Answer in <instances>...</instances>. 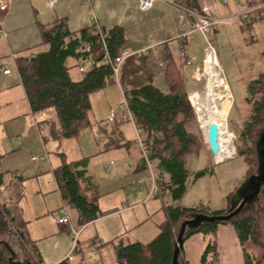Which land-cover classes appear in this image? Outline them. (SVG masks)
Segmentation results:
<instances>
[{
    "label": "crops",
    "instance_id": "obj_1",
    "mask_svg": "<svg viewBox=\"0 0 264 264\" xmlns=\"http://www.w3.org/2000/svg\"><path fill=\"white\" fill-rule=\"evenodd\" d=\"M3 1L7 11L0 12V206L8 222L16 227V232L20 225H26V239L36 246L44 264L45 261L60 264L70 252L67 248L57 259L48 261L47 258L54 251L47 254L39 250L34 227L48 215L56 216L55 224L66 233L65 236L71 231H80L85 240L79 243L78 251L69 260L70 264H85V248H91L95 243L99 245L93 252L112 245L115 263L118 264L115 248L119 244L143 243L145 236L151 242L158 235L159 226L166 220L164 204L180 206V200L173 201L169 191L163 195L157 193V197L150 194L151 172L137 141L138 130L141 137L144 132L129 109L127 94L148 85L164 93L169 92L162 57L165 52L171 51L180 58L179 47L183 45L191 61L189 42L198 33L193 31V19L180 8L162 0H158L148 11L141 10L134 0H58L55 6L49 0ZM219 1L178 2L196 9L213 5L216 12V8L219 11ZM240 1L241 8L249 5L247 0ZM230 5L232 9L229 15L240 10L234 2ZM94 20L106 30L123 31L126 40L122 52H128L130 56L115 75V83L91 95L90 126L75 138L63 139L62 126L54 109L40 113L32 111L18 63L22 58H33L40 52L48 51L49 45L44 42L45 31L52 30L60 23L72 34L91 31ZM78 64L75 59L67 61L71 77L76 81L81 77ZM4 70L11 72L6 75ZM112 110L115 111L114 122L108 120ZM63 162L82 164L84 178L81 184L88 188L84 195L98 207L96 219L84 225H81L80 214L75 207L71 208L69 223L58 224V212L67 203L56 177V171ZM111 162H115V165L107 170ZM151 164L155 166L152 161ZM152 167L158 187V178L154 176ZM147 171L150 181L146 176ZM150 201L153 204L147 206ZM203 208L208 213L222 211L216 206ZM135 210L138 211L128 215ZM142 210L147 219L141 223ZM111 219L118 221V226L123 229L130 228L136 235L131 236L129 231L124 230L112 239L105 237L103 240L99 237L98 225L107 221V227L111 228L114 223L110 222ZM124 234L129 238L125 239ZM99 238L102 243L97 241ZM213 241L219 254L218 264H246L237 231L232 225H219L214 236L196 234L186 238L181 260L187 264H201L207 244ZM78 260L81 262L77 263Z\"/></svg>",
    "mask_w": 264,
    "mask_h": 264
},
{
    "label": "trees",
    "instance_id": "obj_2",
    "mask_svg": "<svg viewBox=\"0 0 264 264\" xmlns=\"http://www.w3.org/2000/svg\"><path fill=\"white\" fill-rule=\"evenodd\" d=\"M256 2L257 0H253L248 3L250 5ZM263 18L264 15L251 18L252 21L254 20L252 23ZM101 28V33L93 27L91 31L72 34L64 24L60 23L52 30L44 32V42L49 45L48 51L40 52L33 58L19 60L18 71L32 111L40 113L54 109L62 126L63 139L75 138L83 129L90 126L91 95L115 83L114 69L110 64L105 63V59L107 55L112 60L120 56L126 38L123 31L106 30L103 26ZM86 45L91 47L89 53L78 51ZM87 58L93 61V65L85 72H79L81 77L78 81L73 80L67 66L68 59H75L79 63L77 66L79 68L82 61ZM187 58L181 56L177 58L171 51L164 53L162 61L168 93L148 85L127 94L129 109L138 127L144 132L143 141L148 147L149 160L155 163L158 175L157 193L163 195L169 191L173 201L181 200L186 192L188 178L186 159L191 154H198L202 150L198 135L189 132L186 127V124L196 118L190 102L191 95L187 93L186 77L183 71L187 65ZM247 92L245 104H253V114L245 131L241 134V143H245L244 145L249 143L247 133L263 121L264 72L248 83ZM256 142L254 149L257 163L255 161L253 163L248 154L243 151L242 144L238 143L236 146L237 156L243 158L248 166L249 177L254 175L251 173L255 166L258 170ZM81 166L82 164L79 165L78 162H63L56 171V177L63 199L77 209L80 214V223L84 225L96 219L98 207L91 204L84 195L88 188L81 184L84 178ZM211 174H213V168L196 173L195 179ZM164 210L166 220L159 226V233L155 239L148 243L133 242L126 246L119 244L115 248L118 264H172L176 238L185 220L197 214L222 215V212L208 213L203 209L185 208L173 204H164ZM219 225H232L236 229L246 264L264 263V243L260 258L246 247L248 240L257 233L256 220L251 214L247 216L240 214L228 222L202 223L197 230H188L185 239L196 234L214 236ZM13 228L0 206V264L16 262L44 264L36 246L26 239V225H20L17 232L13 231L16 227ZM6 238L11 243L5 240ZM30 253L34 254L35 258ZM21 254L22 257L24 255L23 262L19 260ZM218 263H220L219 254L216 243L213 241L207 244L201 264ZM60 264H70V261L66 259ZM179 264L187 263L179 257Z\"/></svg>",
    "mask_w": 264,
    "mask_h": 264
},
{
    "label": "rangeland",
    "instance_id": "obj_3",
    "mask_svg": "<svg viewBox=\"0 0 264 264\" xmlns=\"http://www.w3.org/2000/svg\"><path fill=\"white\" fill-rule=\"evenodd\" d=\"M232 2H234V0H229V5ZM229 5L220 0L217 5L219 11L216 8L217 16L221 18L230 16L229 14L232 8L230 9ZM234 5L237 8H240V10L243 9V7L241 8V6L235 3ZM251 21L252 20L249 19L247 22L242 21L237 24H222L219 25L216 30H211L209 33L208 41L215 49L216 58L219 64V66H216V70L222 79L225 80L223 87L228 88L231 93V96L229 93L227 99L222 100V102L218 101V103L220 110L226 119L225 129L228 130V133L230 134L232 150L230 156L217 160L210 151L207 139L205 138L204 122H201L200 113L197 114V107H193L190 98L196 118L186 124V127L189 132L198 135L199 144L202 147V150L198 154H191L186 160V167L188 170L186 192L183 198L178 202V205L182 207H197L198 209L204 210L206 208H203V206H216V209L222 210V214H227L234 195L249 177V174H247L248 166L243 158L237 156L236 146L238 143L242 144L241 134L245 131L246 125L253 114V104H245L248 95V83L257 79L259 75L264 72V18L254 23H251ZM207 46V42L199 32L195 33L192 42H189V56L192 65H185L183 71L186 77L187 93L191 95L190 97L193 98L194 102L195 100L199 101V96L206 91V84L209 79L208 76L206 78L203 77L199 82L195 78L196 72L202 71L205 67ZM73 73L76 75L75 71H73ZM78 74L80 75V73ZM163 88L166 89L167 87L163 86ZM195 95L197 98L194 97ZM222 97L224 98V96ZM258 98L260 99V97ZM263 129L264 117L260 125L254 126L253 129L247 133L249 135V143L247 142V145H244L245 143L242 144L243 151L248 154V157L252 159L253 163H257L254 143L258 140V134ZM143 138L144 137H142V139ZM215 160L216 163H214ZM152 168L154 176L157 178V171L154 164ZM210 168H214L213 175H207L199 180L195 179L196 173ZM252 171L251 174H256L257 166H255ZM146 176L148 181H150L148 171ZM230 193H232L231 199L230 197L227 198ZM152 196L157 197V193L152 194ZM152 204L153 201H150L147 206H151ZM72 207L74 206L68 203L63 207L66 208L70 219ZM131 210L132 209H130V211ZM137 211L138 210L132 211L128 213V215L134 214ZM250 214L253 215L256 220L257 233L253 238L248 240L246 247L257 258H260L263 254L262 246L264 243V192L261 193L259 200L251 209L247 208L241 213L243 216ZM140 215L142 216V220H140L142 223L147 219V216L143 213V210ZM54 219H56V216L48 215L43 217L34 227L36 232L35 237L39 239L37 241L39 250L42 252L46 251L47 254H51V251H54V253L47 258L48 261L57 259V257L66 252L67 248L70 250V252L68 250V257L73 248V242L75 239L72 231L69 235L65 236L66 233L57 227ZM114 220L115 219H111L110 222ZM107 225H109L107 221L98 225V234L103 240L105 237H110L109 239H112L124 230L125 232L129 231L131 234H128L131 236L136 235L130 230V228L127 227L123 229V227L118 226V221H114L111 228H108ZM91 229L92 228H90V230ZM123 237L125 239L127 237L129 238L127 234H124ZM100 238L97 241L102 243ZM145 239L146 240L142 241L143 243H148L151 240L148 236H145ZM5 240H7V238ZM82 240L83 237L80 233L78 242L83 243V241H85ZM7 241L10 242L9 240ZM12 244H14V242H12ZM31 256L35 258L34 254H31ZM84 258L85 264H116L112 245L107 246V248H100L97 252H93L90 247H87L85 248ZM19 260L23 262L24 255L22 257L21 254ZM78 262H81V260H78L77 263ZM45 263L48 264L47 261H45Z\"/></svg>",
    "mask_w": 264,
    "mask_h": 264
},
{
    "label": "built area",
    "instance_id": "obj_4",
    "mask_svg": "<svg viewBox=\"0 0 264 264\" xmlns=\"http://www.w3.org/2000/svg\"><path fill=\"white\" fill-rule=\"evenodd\" d=\"M138 6L140 7L141 10L143 11H148L150 9H152L155 5V3L158 0H134ZM164 2H167L169 4H172L178 8H180L181 10H183L188 16H190L193 19V31L194 32H199L205 39V41L207 42L208 46L206 48V58H205V64H204V69L202 71H197L195 74V78L197 79V81L200 82V80L204 77L206 78V68L207 66L211 63V60L213 61H217L216 58V52L214 47L211 45V43L208 41L209 40V33L211 30H215L219 25L222 24H237L240 22H246L249 19H251L253 16L259 17L261 15H264V0H257V2L255 4H250L246 7H243V9L237 11L236 13L231 14L228 17H224V18H220L217 16L216 12H215V8L213 5H204L201 6L199 9L196 8H188L184 5H181L178 1L176 0H162ZM225 4H229V0H222ZM249 3H251L253 0H247ZM50 4L52 6H55V4L58 2V0H49ZM234 3L237 5H241V1L240 0H234ZM7 11V5L3 0H0V12H5ZM94 29H96L99 33L102 32V28L101 25L94 20V25H93ZM180 49V56L182 58H186V52L184 49L183 45H180L179 47ZM79 52H83V53H89L91 51V47L89 45H86L83 49H79ZM145 53V52H144ZM133 55V54H132ZM130 56V54L128 52H122L120 56H118L117 58H115L114 60H112V58L107 55L106 59H105V63L106 64H110L113 69H114V73L117 76L120 68L123 64V62L126 60V58H128ZM93 65V61L90 60L89 58L84 59L82 61V64L79 66L78 71L80 73L85 72L88 68H90ZM187 65L191 66L192 62L187 58ZM218 61H217V65ZM216 66L214 67V69L216 70ZM10 70H4V74L8 75L10 74ZM208 86V80H207V84H206V88ZM231 96V95H230ZM195 98L196 95L194 96ZM191 102L193 104V107H197V111L200 108V103L198 100H193V98L191 97ZM108 120L110 122H114L115 120V111L112 110ZM137 141L138 144L140 145V148L142 150V156L145 159L148 168L151 172V177H152V188H151V192L150 194H156L158 192V187L155 183V179L152 175V170H151V162L149 160V151H148V147L146 146V144L144 143L142 137H141V131L138 130V137H137ZM33 160H37V158H33ZM115 165V162H111V164L107 167V170H110L113 166ZM60 218L58 219V224L60 225H66L69 223V216H68V212L66 210V208H61L58 212ZM74 242H73V248L71 250L70 255L66 258L68 260H72L73 259V255L75 253L76 250H78L79 248V242H78V237L80 235V231H74ZM98 248V244L95 243L91 246V250L92 251H96Z\"/></svg>",
    "mask_w": 264,
    "mask_h": 264
},
{
    "label": "water",
    "instance_id": "obj_5",
    "mask_svg": "<svg viewBox=\"0 0 264 264\" xmlns=\"http://www.w3.org/2000/svg\"><path fill=\"white\" fill-rule=\"evenodd\" d=\"M210 151L216 156L220 151L219 146V128L214 119H211L208 125V141ZM258 153V170L257 173L250 176L249 179L242 184L237 190L231 203V207L227 214L222 215H205L197 214L185 220L180 227V231L176 238L175 249L173 253L172 264H179V257L183 250L185 235L188 230H197L202 223L205 222H228L240 215L246 204H254L259 200L261 186H264V129L258 134L256 142ZM249 190L251 194L245 197V193ZM253 190V191H252ZM240 203V204H239ZM14 256V255H13ZM15 264H30L27 262H16Z\"/></svg>",
    "mask_w": 264,
    "mask_h": 264
},
{
    "label": "bare ground",
    "instance_id": "obj_6",
    "mask_svg": "<svg viewBox=\"0 0 264 264\" xmlns=\"http://www.w3.org/2000/svg\"><path fill=\"white\" fill-rule=\"evenodd\" d=\"M216 65L217 61L215 62L211 60V63L206 68L207 76L209 77L208 86L206 91L199 96L200 108L198 109L197 114L200 113L201 122H204V132L207 141L209 122L211 119H214L218 124L220 151L215 156L218 160L230 156L232 146L230 134L228 133V130L225 129L226 119L224 118L218 103V101L222 102V100L228 98L230 90L223 87L225 80L222 79L218 71L214 69ZM222 96H224V98Z\"/></svg>",
    "mask_w": 264,
    "mask_h": 264
},
{
    "label": "flooded vegetation",
    "instance_id": "obj_7",
    "mask_svg": "<svg viewBox=\"0 0 264 264\" xmlns=\"http://www.w3.org/2000/svg\"><path fill=\"white\" fill-rule=\"evenodd\" d=\"M248 179H249V178H248ZM248 179H247V180H248ZM247 180H245V182H246ZM245 182H244V183H245ZM244 183H243V184H244ZM240 187H241V186H240ZM240 187H239V188H240ZM252 191H253V190H252ZM262 192H264V186H261V193H262ZM261 193H260V195H261ZM250 194H251V191L249 192V190H248V191L245 193L244 196L248 198ZM259 197H260V196H259ZM239 204H240V203H239ZM254 204H256V203H254ZM254 204H246V205H245V208H244L243 210H246L247 208H250V209H251V208L253 207Z\"/></svg>",
    "mask_w": 264,
    "mask_h": 264
}]
</instances>
